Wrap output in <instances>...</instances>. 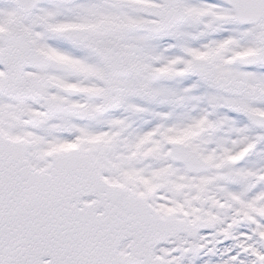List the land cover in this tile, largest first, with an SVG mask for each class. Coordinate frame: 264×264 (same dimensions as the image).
<instances>
[{
    "label": "snow or ice",
    "instance_id": "obj_1",
    "mask_svg": "<svg viewBox=\"0 0 264 264\" xmlns=\"http://www.w3.org/2000/svg\"><path fill=\"white\" fill-rule=\"evenodd\" d=\"M0 264H264V0H0Z\"/></svg>",
    "mask_w": 264,
    "mask_h": 264
}]
</instances>
